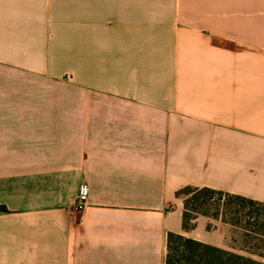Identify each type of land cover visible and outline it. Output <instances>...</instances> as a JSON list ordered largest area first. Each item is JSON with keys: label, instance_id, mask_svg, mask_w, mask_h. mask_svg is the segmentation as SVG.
<instances>
[{"label": "crops", "instance_id": "1", "mask_svg": "<svg viewBox=\"0 0 264 264\" xmlns=\"http://www.w3.org/2000/svg\"><path fill=\"white\" fill-rule=\"evenodd\" d=\"M186 186L264 202V0H0V264L264 262Z\"/></svg>", "mask_w": 264, "mask_h": 264}, {"label": "trees", "instance_id": "2", "mask_svg": "<svg viewBox=\"0 0 264 264\" xmlns=\"http://www.w3.org/2000/svg\"><path fill=\"white\" fill-rule=\"evenodd\" d=\"M176 195L184 196L182 224L186 230L192 229L196 217L203 214L213 218L220 217L221 221L244 232H251L249 226H253L255 234L261 229L264 236L262 219L264 202L205 187L186 186ZM2 210L4 209L0 207V211ZM164 264H264V262L245 254L205 244L182 234L168 232Z\"/></svg>", "mask_w": 264, "mask_h": 264}, {"label": "rangeland", "instance_id": "3", "mask_svg": "<svg viewBox=\"0 0 264 264\" xmlns=\"http://www.w3.org/2000/svg\"><path fill=\"white\" fill-rule=\"evenodd\" d=\"M192 188V187H191ZM262 219H264V210L262 213ZM251 227V232H244L242 229L241 232V240L243 243V248L249 253L255 254V255H264V236H262V230H258L257 234L254 233L255 227ZM246 234V236H244ZM249 256V255H248Z\"/></svg>", "mask_w": 264, "mask_h": 264}, {"label": "built area", "instance_id": "4", "mask_svg": "<svg viewBox=\"0 0 264 264\" xmlns=\"http://www.w3.org/2000/svg\"><path fill=\"white\" fill-rule=\"evenodd\" d=\"M89 188L83 183L80 186V189L78 191L76 201H75V206L78 208H84L86 204V199L88 195Z\"/></svg>", "mask_w": 264, "mask_h": 264}]
</instances>
